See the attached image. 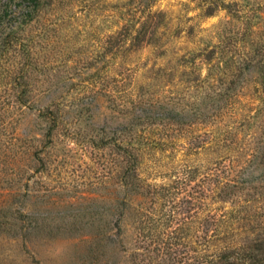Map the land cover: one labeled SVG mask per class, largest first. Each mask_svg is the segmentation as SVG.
Instances as JSON below:
<instances>
[{"label": "rangeland", "instance_id": "obj_1", "mask_svg": "<svg viewBox=\"0 0 264 264\" xmlns=\"http://www.w3.org/2000/svg\"><path fill=\"white\" fill-rule=\"evenodd\" d=\"M38 3L0 0V264H137L146 209L154 241H264V186L213 179L264 176V0ZM136 139L159 200L121 186Z\"/></svg>", "mask_w": 264, "mask_h": 264}, {"label": "trees", "instance_id": "obj_2", "mask_svg": "<svg viewBox=\"0 0 264 264\" xmlns=\"http://www.w3.org/2000/svg\"><path fill=\"white\" fill-rule=\"evenodd\" d=\"M22 1L24 2L25 0ZM33 2L36 5H39V0H33ZM49 115L50 113L46 112L43 117L48 118ZM52 120L54 122V126H57V120ZM50 135L51 131L49 130L47 137ZM141 145V141L136 139L133 142L132 149L130 151L124 147H119V155L121 157L127 155L129 158L128 168H121V186L124 190H128V192L137 196L145 197L151 200H159V196L161 195L160 190L163 189V187H158L155 184L149 183L138 174V169L141 163V155L139 151ZM259 155L260 156H257V159L264 158V152L261 151ZM231 169L232 168H230V170ZM237 172L240 173V169ZM213 179L215 185H222V190L224 189L225 192H223L227 196L233 195V189L253 182L264 186V176L262 175L258 177L248 175L244 179H242V176H237L235 178L236 180L230 179L228 180L229 183H225L226 181H223V177L216 173ZM215 188H217V186H215ZM226 189L232 190L228 193L226 192ZM156 216H158L156 213L151 215L147 209L143 213L139 214L138 224H140V227H137V236H140L139 240L142 244H140L141 246L138 248L139 254L136 255L137 260L135 261L137 264H264V241L255 243L254 247L249 251L243 249L242 247H224L222 249H217L216 251H210L208 245L209 242L215 237L216 239L219 237L217 234H213L216 232L215 230L207 233H204L202 230H198L195 235L196 247L191 249H188L183 243H180L185 239V237L175 235L176 229L174 230L170 226L168 227L170 233H168L167 239H161V235L157 234L155 236L157 240L154 241L152 239L153 235L151 236V230L155 228L156 224L147 222L146 218L148 220H152L151 218H153L154 220ZM157 221L158 220H155L154 223H157ZM212 221L215 223L216 221H220V219L219 217L217 218L215 215H212ZM165 234L166 233L163 232V235ZM148 239H150V244H155L153 248L148 245L149 243L146 244V240Z\"/></svg>", "mask_w": 264, "mask_h": 264}]
</instances>
